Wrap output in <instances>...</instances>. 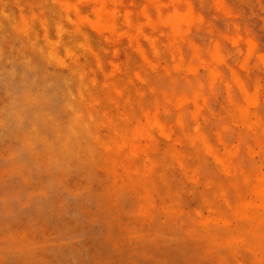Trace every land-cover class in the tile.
Wrapping results in <instances>:
<instances>
[{
	"label": "rangeland",
	"instance_id": "obj_1",
	"mask_svg": "<svg viewBox=\"0 0 264 264\" xmlns=\"http://www.w3.org/2000/svg\"><path fill=\"white\" fill-rule=\"evenodd\" d=\"M0 264H264V0H0Z\"/></svg>",
	"mask_w": 264,
	"mask_h": 264
},
{
	"label": "bare ground",
	"instance_id": "obj_2",
	"mask_svg": "<svg viewBox=\"0 0 264 264\" xmlns=\"http://www.w3.org/2000/svg\"><path fill=\"white\" fill-rule=\"evenodd\" d=\"M170 16L172 17L173 15H170ZM66 17H67V15L65 13H62L61 14V13H57L55 11V13L52 12L51 15H49L48 19L50 21V25H52L54 27V29L56 30V34L59 37L62 38L64 35H66L68 37L69 41L64 45L65 46V49H66V51L69 54H71L70 56H72V55L75 56V57H73V59L74 58L75 59L72 60V63L70 65H68L69 71H72V73H74V74H80L81 73V68L85 65V63L83 62V59L85 57L84 54L88 50L87 36L84 35V34H79L74 28H72V29H70V28L66 29V26L64 24ZM97 20H98V24H100L99 23L100 20L99 19H97ZM101 21H103V19ZM107 21L109 22V20H107ZM107 26H110L109 23H108ZM55 46H56V42L49 43L48 41H46V43H45V50L47 52H49V56H51L57 63H59V64H68V60L65 59V58H63V57H61L59 55L58 51H55L53 49ZM70 52H72V53H70ZM75 53H77V55L79 53V55L76 56ZM239 109H244V108H239ZM242 207H245L246 208V209H244V211L247 210V208H248L246 206H242ZM248 210H247V212L246 211L244 212L245 215L250 220L255 221L256 218H257L256 217V213L253 212V214L247 215V213L249 212ZM242 212H243V210H242ZM233 215H235V217H238L239 218L240 216L241 217L243 216V213L241 214V212H239V210H238ZM257 220H259V219L257 218ZM259 229H258V231H259Z\"/></svg>",
	"mask_w": 264,
	"mask_h": 264
}]
</instances>
